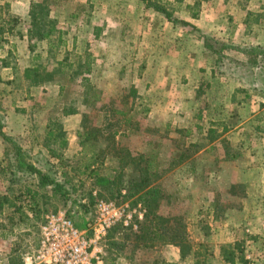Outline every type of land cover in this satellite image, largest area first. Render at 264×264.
Here are the masks:
<instances>
[{"label":"rangeland","instance_id":"1","mask_svg":"<svg viewBox=\"0 0 264 264\" xmlns=\"http://www.w3.org/2000/svg\"><path fill=\"white\" fill-rule=\"evenodd\" d=\"M101 201L105 264H264V0H0V264Z\"/></svg>","mask_w":264,"mask_h":264},{"label":"built area","instance_id":"2","mask_svg":"<svg viewBox=\"0 0 264 264\" xmlns=\"http://www.w3.org/2000/svg\"><path fill=\"white\" fill-rule=\"evenodd\" d=\"M132 214L99 202L88 230L79 229L64 211L48 214L40 225L38 247L29 264H105L102 243L109 230L121 222L129 226Z\"/></svg>","mask_w":264,"mask_h":264},{"label":"trees","instance_id":"3","mask_svg":"<svg viewBox=\"0 0 264 264\" xmlns=\"http://www.w3.org/2000/svg\"><path fill=\"white\" fill-rule=\"evenodd\" d=\"M158 10L161 11V12H163L164 14H166V16L170 17V15H169V13H167V11H164L163 9H160V8H158ZM26 75H27V78H29L30 72H27ZM32 170L34 171V173H37L39 175V178H40L39 179V182H40V185L41 186H45V185H49V184H55L54 181L50 180L49 177H47L45 175H42L36 169L33 168ZM119 226H122V225H118V227ZM118 227L116 226V227L112 228L110 231L112 233H115V231H117V228ZM147 247H151V246H147ZM223 253H224V256H225L226 248H222V255H223ZM225 260L228 261V262H231V259L230 258L225 257Z\"/></svg>","mask_w":264,"mask_h":264}]
</instances>
